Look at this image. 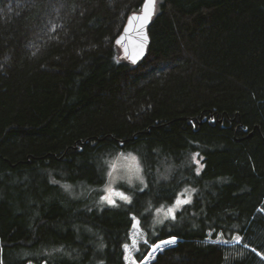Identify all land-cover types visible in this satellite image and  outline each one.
<instances>
[{"label": "trees", "instance_id": "obj_1", "mask_svg": "<svg viewBox=\"0 0 264 264\" xmlns=\"http://www.w3.org/2000/svg\"><path fill=\"white\" fill-rule=\"evenodd\" d=\"M143 3L0 0V264H127L136 219L135 262L175 237L148 264H264V0H158L132 63L117 39ZM122 151L146 186L102 206Z\"/></svg>", "mask_w": 264, "mask_h": 264}, {"label": "rangeland", "instance_id": "obj_2", "mask_svg": "<svg viewBox=\"0 0 264 264\" xmlns=\"http://www.w3.org/2000/svg\"><path fill=\"white\" fill-rule=\"evenodd\" d=\"M105 167H106L105 180L101 184V186L97 188V191L99 192V201H101L102 206L120 205L126 201L120 199L119 196L116 195V193H123L131 200L130 188L142 189L145 188L146 186V177H145V171L142 161L140 157L133 151H122L114 156L108 157L105 163ZM66 186L64 187L67 188L73 195L79 197L94 195L92 193L96 189L95 186L89 185L88 183L85 182H79L78 184H67ZM106 189L108 190L107 192ZM106 194L115 200V204H109L101 199V197L105 196ZM192 195H193L192 188L186 187L177 196V198L179 197V199L182 201L187 200L190 202L192 199ZM177 198L172 204L157 208L160 209V211L156 210L155 212L156 222L158 221L157 223L162 222L164 219L172 217L173 215L176 214L178 209H180L183 205L188 203V202L182 203L180 206L174 207ZM169 208L174 209L172 214H168ZM140 231L141 229H140L139 220L136 219L134 222L131 239L130 242L128 243L129 248L126 251L127 264H133L134 261L133 255L135 250L137 249V243L133 244V241L138 242L140 237ZM170 239L171 238L164 240H170ZM159 242H157L156 244H159ZM176 242H177V238H175V243ZM175 243L163 245L162 247L163 249H165L166 247L174 245ZM159 252H160L159 250L153 251V249L150 247L148 254L145 256L147 257V259L144 258L142 260L143 264H148L150 261L153 260L152 256L156 257V255ZM28 264H37V263L29 262ZM135 264H141V261L135 262Z\"/></svg>", "mask_w": 264, "mask_h": 264}, {"label": "water", "instance_id": "obj_3", "mask_svg": "<svg viewBox=\"0 0 264 264\" xmlns=\"http://www.w3.org/2000/svg\"><path fill=\"white\" fill-rule=\"evenodd\" d=\"M157 2L158 0L155 2L153 14L149 19H133L130 22L128 18L122 33L117 39V41H120L118 45L121 47L123 55L132 63L141 61L148 52L150 44L149 27L156 15ZM133 14L140 15L141 11L132 13L129 17H132ZM125 29H127V31ZM236 243H240V241Z\"/></svg>", "mask_w": 264, "mask_h": 264}, {"label": "snow or ice", "instance_id": "obj_4", "mask_svg": "<svg viewBox=\"0 0 264 264\" xmlns=\"http://www.w3.org/2000/svg\"><path fill=\"white\" fill-rule=\"evenodd\" d=\"M155 2L156 0H144V3L142 5V8H141V14L140 15H136V14H133L132 17H129V21L131 22L133 19H136V20H147L151 17V15L153 14V11H154V8H155ZM127 31V29H125ZM120 41L118 40L117 43H119ZM135 62V61H133ZM123 155V154H121ZM131 155V154H129ZM199 154L198 153H195L193 154V157H192V160H193V163L199 165V167H197V173H199L200 171V168L203 167V165H200V162L199 160L196 159V157L198 156ZM67 187V186H66ZM108 190L106 189V192ZM117 196H119L120 199L126 201V202H130V198L127 197L126 195H124L123 193H116ZM183 195V194H181ZM101 199L103 201H106L107 203L109 204H115V200L112 199L109 195H105L103 197H101ZM189 201L187 200H180L179 197L177 198V201H176V204L174 205V207H178L180 206L182 203H187ZM173 208H169L168 209V214H172L173 213ZM157 211H160V209H157ZM172 218H174V215L172 216ZM237 242H239V237H236L235 238ZM215 242V241H213ZM137 242L136 241H133V244H136ZM144 243L147 244V240L145 239L144 240ZM172 243H175V237L171 238L170 240H163V241H160L159 244H153L151 245V248L153 249V251H156V250H159V251H163V245H168V244H172ZM224 243H227V241H224ZM125 248V250L127 251L128 248H129V245L128 244H125L123 246ZM139 249L137 248V251ZM151 255V254H150ZM153 259H155L154 256H152ZM125 259H127V256L125 257ZM145 259H147V257H145ZM133 264H135V261H133ZM141 264H143V261H141Z\"/></svg>", "mask_w": 264, "mask_h": 264}]
</instances>
